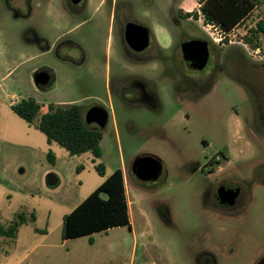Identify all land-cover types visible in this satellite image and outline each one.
<instances>
[{
  "label": "rangeland",
  "instance_id": "obj_1",
  "mask_svg": "<svg viewBox=\"0 0 264 264\" xmlns=\"http://www.w3.org/2000/svg\"><path fill=\"white\" fill-rule=\"evenodd\" d=\"M67 1L0 0V169L9 164L6 179L15 182L4 192L0 224L19 214L36 218L19 228L15 242L0 237L5 264H213L198 260L208 252L215 264H256L264 257V45L255 55L245 36L264 16V0L219 42L198 0ZM130 22L149 29L156 45L140 55L125 51ZM191 39L208 43L210 63L202 71L182 59L180 45ZM37 71L52 76L49 86H35ZM27 97L43 107L37 117L67 101L106 111L96 164L105 176L125 167L130 227L63 241L58 225L45 242L56 246L40 243L58 220L29 196L65 204L67 215L99 175L91 152L26 147L14 122L23 120L10 103ZM140 155L162 161L157 182L141 183L131 173ZM48 174L58 177L56 187L45 184ZM226 179L243 186L244 205L232 216L209 213L204 194Z\"/></svg>",
  "mask_w": 264,
  "mask_h": 264
},
{
  "label": "trees",
  "instance_id": "obj_2",
  "mask_svg": "<svg viewBox=\"0 0 264 264\" xmlns=\"http://www.w3.org/2000/svg\"><path fill=\"white\" fill-rule=\"evenodd\" d=\"M262 0H199V12L205 25H212L228 34L249 19ZM187 18H198L196 13L186 12ZM246 44L252 49L264 45V16L258 18L245 36ZM52 77V76H51ZM11 110L27 124L42 132L48 144H56L70 156L87 152L93 155L94 168L104 176V166L96 164L102 156L100 142L103 130L85 123L84 111L77 104H50L47 111L38 116L42 106L27 97L11 105ZM50 162L53 164V157ZM35 216L19 214L7 226L0 224V237L14 242L18 229L33 223ZM117 227H130V216L121 169L115 170L104 182L87 196L71 213L62 219L61 239L63 241L106 233Z\"/></svg>",
  "mask_w": 264,
  "mask_h": 264
},
{
  "label": "water",
  "instance_id": "obj_3",
  "mask_svg": "<svg viewBox=\"0 0 264 264\" xmlns=\"http://www.w3.org/2000/svg\"><path fill=\"white\" fill-rule=\"evenodd\" d=\"M83 0H70L72 5H78ZM149 31L140 24L130 22L126 24L124 29V37L127 46L134 52L140 53L148 47ZM182 59L186 67L192 70H202L208 60L209 51L208 43L203 40L191 39L180 45ZM33 82L36 87L42 89L49 86L52 77L47 71H37L33 75ZM108 115L105 110L100 107H92L84 114L85 123L88 125H96L103 130ZM131 173L141 183H155L159 180L163 173L162 161L153 155H140L133 159L130 165ZM45 184L49 188L58 185V177L54 174H48ZM257 264H264V257Z\"/></svg>",
  "mask_w": 264,
  "mask_h": 264
},
{
  "label": "crops",
  "instance_id": "obj_4",
  "mask_svg": "<svg viewBox=\"0 0 264 264\" xmlns=\"http://www.w3.org/2000/svg\"><path fill=\"white\" fill-rule=\"evenodd\" d=\"M199 1V0H198ZM197 6H199V4L198 3H195ZM184 13H186V12H190V10H184L183 11ZM254 12H255V10H254ZM253 12V13H254ZM251 18V17H250ZM250 18L249 19H247V20H245L244 21V23L242 24V26L244 27L245 26V24H247L248 23V21L250 20ZM258 20V18L254 21V23L256 22ZM254 23L252 24V25H250V26H248V28H250V27H252L253 25H254ZM22 99V98H21ZM20 98H16V100L14 99L13 101H11V103H10V107H11V105H13V104H15V103H17V102H19L20 100H21ZM76 102L75 101H67V102H63V103H59V105H70V104H75ZM43 108V107H42ZM42 110V109H41ZM47 111V108H46V110H45V112ZM45 112H42L41 113V115L42 114H44ZM40 115V116H41ZM20 118V117H19ZM23 120V119H22ZM15 122V125L20 129V131H21V137L23 138V136H25V140H26V143H27V148H37L38 150H40V151H46V150H48L49 148H50V146H51V144H48V142H47V140H46V137H45V135L42 133V132H40L38 129H36L35 128V126H33V125H29V124H27L24 120L22 121V122H20V121H14ZM53 144V143H52ZM56 145V144H55ZM92 163H93V161H92ZM94 163H93V168H94ZM9 168V164H4V169L3 170H1L0 169V174H1V176H0V206L3 208V198H4V192L7 190V185H10V183H15L13 180H11L10 178L9 179H6V177H8L7 175H6V170ZM118 169H121L122 170V172H123V176L125 175V167H123V165H122V163L120 164V167L118 168ZM94 170H95V168H94ZM114 172V171H113ZM113 172H111L110 174H108L107 176H105V172H104V176L103 177H101V176H99V178H97V179H95V181H94V184H92V186H90V188H89V184H87L86 185V187H85V189H90V191L86 194V195H83L82 197H80L77 201H76V204H74V206H73V209H75L93 190H95L98 186H100L103 182H104V180L108 177V176H110ZM46 172H44V174H45ZM47 176V175H46ZM46 176H45V179H46ZM58 182H59V180H58ZM124 186H125V188H126V186H127V182L125 183V179H124ZM93 187H95L94 189H93ZM17 189L19 190V191H23L22 189H21V187L19 188V187H17ZM30 197V199L32 200V205H33V202L34 203H37L38 205H40L42 208H44L45 210H46V212L48 213V219H50L51 217L53 218V220L54 221H57L58 220V222L55 224V226L54 227H52V228H48L46 231H44V232H42L41 234H40V236H41V238H40V243L41 242H43V243H45L46 241H48V238H49V236H50V234L56 229V227L59 225H62V219H63V217L66 215L65 214V212H63L64 211V209H65V204H60V202L59 203H54V202H50V201H48L47 200V202H49V203H51V204H42V203H40L39 202V200H37V199H35V197L34 196H29ZM28 197V198H29ZM30 206L29 208H27V206H24V205H22V206H20V207H25V208H27L28 210L27 211H31V209H32V207L33 206ZM4 210V209H3ZM72 211V210H71ZM31 213H29V215H30ZM33 214V213H32ZM28 215V214H27ZM35 216V215H34ZM4 216H3V212H2V210L0 209V218H3ZM29 217V216H28ZM131 220V219H130ZM11 221V220H10ZM9 221V222H10ZM35 221H36V218H35V220H34V222L32 223V224H34L35 223ZM28 224H31V223H27V224H24V225H22V227L23 226H26V225H28ZM130 224H131V221H130ZM21 228V227H20ZM19 230V229H18ZM19 232V231H18ZM17 232V233H18ZM35 232H36V230H35ZM17 236V235H16ZM18 236H19V233H18ZM3 238V237H2ZM16 239V238H15ZM14 242H15V240H14ZM44 248H46V249H53L55 246H56V244H53V243H45L44 244ZM20 261V260H19ZM5 263H8V259H7V257H4L2 254H0V264H5ZM18 263V261L15 263V264H17Z\"/></svg>",
  "mask_w": 264,
  "mask_h": 264
},
{
  "label": "flooded vegetation",
  "instance_id": "obj_5",
  "mask_svg": "<svg viewBox=\"0 0 264 264\" xmlns=\"http://www.w3.org/2000/svg\"><path fill=\"white\" fill-rule=\"evenodd\" d=\"M67 3L69 5V7L70 6L71 7H78L81 4L80 3V4L74 6L70 3V0H68ZM148 31H149V29H148ZM123 33H124V31H123ZM148 36H149L148 47L140 53H136V52L132 51L127 46V44L125 42V37H124V43L128 47V49L125 48V51L127 50L134 55H140V54L145 53L146 51L151 49L154 44L156 45V43H154L155 42L154 37L150 31H149ZM156 49L158 50V48H156ZM208 51H209V56H208L206 66L209 65L210 58H211L209 47H208ZM184 64H185V62H184ZM185 66H186V64H185ZM202 70H197V71H202ZM209 173L211 174L213 172H209ZM214 177H216V176H214ZM145 184H150V183H145ZM209 186H210L209 190L207 191V193L204 194V197H203L204 209L206 211H208L209 213H222V214H224V216H232L233 215L232 213H235V211L240 210V208L244 205L246 192L244 191L243 186L239 182L229 180V179L219 180V181L215 180ZM204 258L211 260L213 262V264H215V262H216L214 255H212L209 252L208 253H202L199 256L198 260H201Z\"/></svg>",
  "mask_w": 264,
  "mask_h": 264
},
{
  "label": "built area",
  "instance_id": "obj_6",
  "mask_svg": "<svg viewBox=\"0 0 264 264\" xmlns=\"http://www.w3.org/2000/svg\"><path fill=\"white\" fill-rule=\"evenodd\" d=\"M198 7H199V6H198ZM199 14H200V12H199ZM200 15H201V14H200ZM207 26L213 28L215 31H218V32L220 33V34H219L218 42H219V41H223V40L226 38L227 34L222 33L221 31H219L217 28H215V27L212 26V25H207ZM251 49H252V48H251ZM251 52H252L253 54H255V55H258V54L261 53V50H260V48H256V49H252ZM125 191H126V188H125ZM126 194H127V191H126Z\"/></svg>",
  "mask_w": 264,
  "mask_h": 264
}]
</instances>
